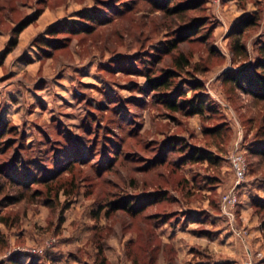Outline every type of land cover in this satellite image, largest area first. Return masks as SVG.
Masks as SVG:
<instances>
[{
    "label": "rangeland",
    "instance_id": "374dc122",
    "mask_svg": "<svg viewBox=\"0 0 264 264\" xmlns=\"http://www.w3.org/2000/svg\"><path fill=\"white\" fill-rule=\"evenodd\" d=\"M262 46L264 0H0V261L264 264V92L228 79Z\"/></svg>",
    "mask_w": 264,
    "mask_h": 264
},
{
    "label": "trees",
    "instance_id": "16d2710c",
    "mask_svg": "<svg viewBox=\"0 0 264 264\" xmlns=\"http://www.w3.org/2000/svg\"><path fill=\"white\" fill-rule=\"evenodd\" d=\"M182 8H177L176 12L181 11ZM241 27H250L253 24H255V21L251 18L247 17L241 21ZM176 49V45H172L171 50ZM260 53V59L255 65L258 70H261V72H264V46L259 48ZM189 66L188 61L181 59L176 62L175 67L177 69H184ZM254 67L253 71H239L236 72L233 76H231L230 81L235 84L234 86L237 87V89H242L248 93H250L253 96L261 97L260 92H264V76L257 75V69ZM176 78V75L174 71H167L162 77L148 80V85L151 92L159 93V100L164 104L166 109H168L171 112H185L187 116H204L206 112L213 113L216 112V108L211 105L209 102H207V98L204 96H198L194 100H188L185 101L183 97H185L184 91L179 88L176 89V86L174 85V80ZM175 86V87H174ZM193 88L196 90L199 88V85L193 86ZM2 127H0V138L6 133V126L0 123ZM8 131V130H7ZM194 151L189 152L188 160L190 162H200V161H211V157L209 153L206 152H195ZM131 205H128L130 208ZM4 239L0 235V246H3ZM0 264H23L22 261L19 259L18 256H10L7 257L5 260L0 261ZM29 264H35L30 262ZM102 264H104L102 262Z\"/></svg>",
    "mask_w": 264,
    "mask_h": 264
},
{
    "label": "built area",
    "instance_id": "2783aa9c",
    "mask_svg": "<svg viewBox=\"0 0 264 264\" xmlns=\"http://www.w3.org/2000/svg\"><path fill=\"white\" fill-rule=\"evenodd\" d=\"M234 158L235 159H233V167H234V171L236 173L235 174L236 175L235 187H237L238 185H240V183L243 181V179L245 177V163H244V160L241 156H235ZM233 191L234 190H232L229 194H227L224 197L223 206H224L226 213H227V209L231 213L230 209L233 208L234 206H236V204H237L236 199H235L236 198L235 193ZM228 214L229 213H227V215ZM250 264H255V263H250Z\"/></svg>",
    "mask_w": 264,
    "mask_h": 264
}]
</instances>
